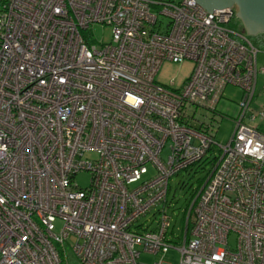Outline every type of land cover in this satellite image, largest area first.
<instances>
[{"label": "built area", "instance_id": "built-area-1", "mask_svg": "<svg viewBox=\"0 0 264 264\" xmlns=\"http://www.w3.org/2000/svg\"><path fill=\"white\" fill-rule=\"evenodd\" d=\"M235 11L0 0V264H62L66 246L78 264H139L169 248L179 264H264V51L230 27ZM92 24L110 26V41L93 42ZM165 60L192 61L180 87L156 82ZM229 84L241 90L239 112L218 143L214 116L196 114H216ZM208 153L174 246L169 181ZM152 211L154 224L139 222Z\"/></svg>", "mask_w": 264, "mask_h": 264}, {"label": "rangeland", "instance_id": "rangeland-1", "mask_svg": "<svg viewBox=\"0 0 264 264\" xmlns=\"http://www.w3.org/2000/svg\"><path fill=\"white\" fill-rule=\"evenodd\" d=\"M235 12L238 13L240 7L237 4H233ZM230 27H233L237 31H240L248 36L252 43L261 51H264V32L252 34L249 33L244 26L243 21L236 14V19L232 20ZM89 33L92 41L95 43H106L111 39V27L102 24H92L89 28ZM261 56L262 54L259 53ZM193 68V63L190 60H185L182 63H173L165 60L159 67L155 80L161 85L168 86L170 82L174 83V87H180L184 81L189 77ZM264 83V74H259L258 88ZM241 96V90L234 85H227L221 98L216 105V114H213L205 109H198L197 118L199 120L206 119L210 121L213 118L214 130L213 139L218 143H226L234 128V119L238 115V102ZM224 116L223 118H221ZM166 153V149L163 151L162 156ZM207 157H212L208 153L203 159L191 168L185 169L172 176L169 181V190L165 202L166 213L170 216L171 227L167 233V237L176 246L181 238L184 219L190 207V201L194 195V192L201 186L203 179L210 170V164L207 162ZM89 175L87 173H79L76 176V182L81 188L88 185ZM154 211L148 213L140 219L139 222L146 223L149 220L155 223L158 218V214L152 215ZM59 228V224L56 225ZM235 236L230 235L229 243L234 245ZM180 254L177 249L169 248V250L161 254H148L141 253L139 264H179ZM62 264H78L70 251V247L66 246L65 253L62 255Z\"/></svg>", "mask_w": 264, "mask_h": 264}, {"label": "water", "instance_id": "water-1", "mask_svg": "<svg viewBox=\"0 0 264 264\" xmlns=\"http://www.w3.org/2000/svg\"><path fill=\"white\" fill-rule=\"evenodd\" d=\"M207 11L237 4L236 13L244 23L245 29L252 34L264 32V0H195Z\"/></svg>", "mask_w": 264, "mask_h": 264}, {"label": "crops", "instance_id": "crops-1", "mask_svg": "<svg viewBox=\"0 0 264 264\" xmlns=\"http://www.w3.org/2000/svg\"><path fill=\"white\" fill-rule=\"evenodd\" d=\"M260 54H262L261 56L258 54V62L259 64L264 63V52H260ZM259 77V75H258ZM257 94H258V98H257V103H262L264 102V83L261 84L260 88H258V81H257ZM259 127L261 130H264V121L259 123Z\"/></svg>", "mask_w": 264, "mask_h": 264}, {"label": "trees", "instance_id": "trees-1", "mask_svg": "<svg viewBox=\"0 0 264 264\" xmlns=\"http://www.w3.org/2000/svg\"><path fill=\"white\" fill-rule=\"evenodd\" d=\"M262 43H264V38H262Z\"/></svg>", "mask_w": 264, "mask_h": 264}]
</instances>
